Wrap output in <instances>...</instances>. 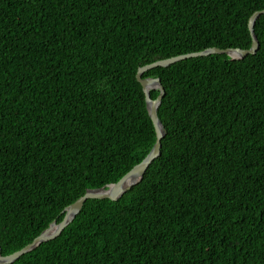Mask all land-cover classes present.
<instances>
[{"label": "trees", "instance_id": "1", "mask_svg": "<svg viewBox=\"0 0 264 264\" xmlns=\"http://www.w3.org/2000/svg\"><path fill=\"white\" fill-rule=\"evenodd\" d=\"M258 10L264 0H0L2 253L151 151L140 66L250 48ZM255 32L243 59L146 71L166 90L160 156L118 200L88 199L10 264H264V14Z\"/></svg>", "mask_w": 264, "mask_h": 264}, {"label": "water", "instance_id": "2", "mask_svg": "<svg viewBox=\"0 0 264 264\" xmlns=\"http://www.w3.org/2000/svg\"><path fill=\"white\" fill-rule=\"evenodd\" d=\"M264 14V10H258L254 12L249 20V29L252 35V44L250 48H226L222 49L220 47H209L204 50L190 52L185 54H180L177 56L159 59L152 63L143 65L139 67L137 72V78L143 86V90L146 96V102L149 110V114L153 120L156 129V142L148 153V155L138 164H136L129 172L122 176L118 181L109 183L106 186L94 189H88V191L81 197H79L75 202L68 205L62 212L63 218L60 222L54 219L50 225L43 230L35 239L26 245L25 247L17 250L11 254L4 255L2 253V247L0 245V264H10L16 261L23 254L33 250L41 243L50 241L56 238L60 233L74 220L76 215L81 211L84 203L88 199H112L118 200L124 193L130 190L134 185L140 182L152 162L158 158L162 151V139L166 134L165 126L159 117V107L163 101L166 94L165 87L162 84L160 77H143V74L158 66H170L181 60H185L192 57L208 56L212 54H228L231 59H243L249 54H256L260 48V41L255 32V24L260 15ZM160 90V94L153 98L151 95V90Z\"/></svg>", "mask_w": 264, "mask_h": 264}]
</instances>
